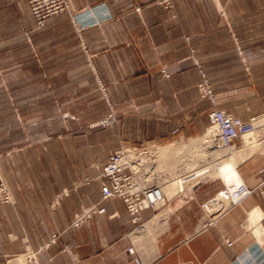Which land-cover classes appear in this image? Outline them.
Instances as JSON below:
<instances>
[{
  "label": "crops",
  "instance_id": "1",
  "mask_svg": "<svg viewBox=\"0 0 264 264\" xmlns=\"http://www.w3.org/2000/svg\"><path fill=\"white\" fill-rule=\"evenodd\" d=\"M70 4L73 16L38 27L27 0H0V171L12 195L0 204V264H140L126 253L131 241L144 264H264V135L237 164L254 191L201 230L200 203L221 178L173 197L167 223L139 241L123 201L100 193L101 167L120 143H171L208 128L200 69L216 107L242 120L264 112V0ZM111 111L115 124H100ZM97 126L99 141L116 144L99 168ZM95 204L105 211L71 225Z\"/></svg>",
  "mask_w": 264,
  "mask_h": 264
},
{
  "label": "built area",
  "instance_id": "2",
  "mask_svg": "<svg viewBox=\"0 0 264 264\" xmlns=\"http://www.w3.org/2000/svg\"><path fill=\"white\" fill-rule=\"evenodd\" d=\"M165 6H171V0H157ZM31 14L33 15L38 27L45 24L49 16L58 13H67L73 16L70 0H27ZM160 72L167 76L165 68L162 67ZM200 79L197 82V90L202 97L207 98L212 107L208 112L209 128L213 129L211 139L205 143V149H213L219 147H233L235 142L245 135L253 133L259 127V114L251 116L247 120L234 116L224 109L218 108L215 105L216 94L204 70L200 69ZM112 115V114H111ZM110 115V116H111ZM109 117L104 119V122L109 121ZM264 143V141H263ZM159 143H142V144H126L120 143L119 146L110 153L105 163L101 167V185L100 193L101 199L112 197L120 198L125 209L129 215L134 229L141 228L145 222L142 221L140 210L144 206L152 209V216L159 210V208L167 209L173 197L179 196L185 198L188 194H193L196 184H191V180L197 175L195 169L201 167L202 164L196 163L193 168L189 170H180L188 168V164L192 160L189 156L184 157V162L176 163L179 170L175 175L169 176L171 180L175 181V192L169 195L164 191V184L167 179L161 178L163 173L158 176V173L164 171L163 164L157 149L153 147ZM152 147V148H150ZM171 158V156H169ZM219 161L221 157L217 158ZM218 161V162H219ZM199 165V166H198ZM171 165L170 168H174ZM254 191L253 188L247 186L242 181L236 185H228L226 183L218 189L209 198L200 203L202 213L200 215L196 229L201 230L211 224L223 213L230 208L239 205L247 196ZM193 198V197H191ZM12 201L11 192L3 178L0 171V204L10 203ZM104 206L91 205L87 206L82 213L77 215L71 222L73 227L80 226L87 220L94 212H104ZM168 216L163 218V222L167 223ZM164 224V226H165ZM163 226V227H164ZM227 244L231 241L226 240ZM126 253L133 255L136 263L144 264L141 255L138 252L136 244L131 241L126 248Z\"/></svg>",
  "mask_w": 264,
  "mask_h": 264
},
{
  "label": "bare ground",
  "instance_id": "3",
  "mask_svg": "<svg viewBox=\"0 0 264 264\" xmlns=\"http://www.w3.org/2000/svg\"><path fill=\"white\" fill-rule=\"evenodd\" d=\"M260 121H262V117H259L258 122H260ZM213 134H214L213 129L209 128L207 132H205L201 136L194 137V138L190 139L189 142H175V143L170 144V145L156 146L154 149L160 148L157 151L160 159H161V157H162V159L164 158L165 161L171 159V158H169V156H164V154L168 155V153H169L170 156L173 155V158H174L173 160H175V157H176L175 153L179 152L180 149L181 150L182 149L184 150L185 148L191 149L193 147L194 148L196 147V149H197V147H199V143L201 141L204 142V141H207L208 139H211ZM251 134L252 133L244 136V144L241 147H239V148L228 147L229 149H231V151L229 153H225V154L223 152V149H226V148H224V147H223V149L222 148H213L212 150H205L202 147L204 145H202L201 149H200V154L208 157L210 160H208L205 165H201V167L195 169L194 172L197 174L196 176L203 175V174L208 175L211 173H217L218 177H220L222 179L223 183H226L228 185H236L237 183L242 182L243 179H241V176L237 170V164L240 161H242V159L245 157L246 154H248V153H246L248 150H253L255 148L254 147L255 143H257L256 138L258 136H257V134L255 136V132L252 135ZM256 145H258V144H256ZM177 149H179V150H177ZM162 154H163V156H162ZM218 157L219 158L222 157V159L219 162H214V164H213V162H211L212 159L213 158L217 159ZM162 159H161V161H162ZM176 161H178V160L176 159L174 162L176 163ZM165 166L166 167L168 166L170 168L169 163H168V165L166 164ZM171 173L173 175L174 172H171ZM169 176H171V175H169ZM171 178H173V177H171ZM171 178H168L166 180L168 182L164 186V191L167 192L169 195L173 194L176 190L175 189L176 183H175V181L171 180ZM167 209H168V207H167ZM169 210L170 209H168V211ZM165 213H166V211L164 212V209H160L157 213H155L150 218V221H148L144 224V229L139 230V233L137 235L135 234V237L140 238L141 236L150 233L152 231V228L156 224L163 222V218L167 215Z\"/></svg>",
  "mask_w": 264,
  "mask_h": 264
},
{
  "label": "rangeland",
  "instance_id": "4",
  "mask_svg": "<svg viewBox=\"0 0 264 264\" xmlns=\"http://www.w3.org/2000/svg\"><path fill=\"white\" fill-rule=\"evenodd\" d=\"M210 82V81H209ZM103 88V87H102ZM104 89V88H103ZM112 114V115H111ZM118 114V111L117 112H115V111H111L110 112V114H108V116L107 117H109L110 115V118H109V121L108 122H104V119L105 118H103L102 120H100L99 122H100V124H102V125H108V126H106V127H111V126H113L114 124H115V122H116V115ZM62 115H63V120H64V122H66V120H68L69 118H71L72 117V115L71 114H69V112H67V111H64V112H62ZM259 116L260 117H262V121H260V122H258V125H259V127H258V129L256 130V131H254L255 132V136H256V134H257V140H258V138L259 137H261V136H263L264 135V112H262V113H260L259 114ZM106 117V118H107ZM263 123V124H262ZM79 130L81 129V128H78ZM91 130H92V127H91ZM96 133H95V135H96V143H95V145H94V147H96L95 148V154H96V162L95 163H92L91 165H92V167H96V168H99L100 166H101V162H102V159H103V157L108 153V151L110 150V149H114L115 148V146H116V144L114 143V142H112L111 144H109V143H104V142H101V141H99V140H101V138H103V135H104V131H103V127H101V126H97L96 127V131H95ZM205 132H207V131H204L203 133H200V134H198V135H196V136H193V137H190V138H187V139H183V138H179V139H176L175 141H172L171 143H165V144H162V143H159V144H156L153 148H155L156 146H161V145H170V144H173V143H175V142H178V141H180V142H189V140L190 139H192V138H194V137H198V136H201L202 134H204ZM253 132V133H254ZM65 134H67V133H69V130H67V131H65L64 132ZM252 133V134H253ZM251 134V135H252ZM238 141H240V143L243 141V144H244V136L242 137V138H240V139H238ZM238 141H236V143L234 144V146L237 144V142ZM207 141H201L200 143H199V147H197V149H196V147L194 148H191V149H188V148H185L184 150L182 149H177V150H179V152H177V153H175L176 154V157H175V160L177 159L178 161H176V163H179L180 162V155H181V163L182 162H184V156L186 155V157H188L189 155V157L192 159L191 161H190V163H187L188 164V168L186 169V168H184V166H183V168H182V170H189L190 168H193V166L196 164V163H199V164H202V165H205L206 164V162L208 161V160H210L208 157H206V156H203V155H201L200 154V149H201V146L202 145H204V146H202L203 147V149H205V143H206ZM257 142V141H256ZM255 143V142H254ZM242 144V145H243ZM85 145V149H87V147L88 146H86V144H84ZM241 145V146H242ZM198 146V145H197ZM232 147V148H239V147ZM240 146V147H241ZM82 147V146H81ZM93 148V145L92 146H90V148ZM150 148H152V147H150ZM219 148H222L223 149V147H219ZM225 148V147H224ZM260 148V147H259ZM158 149H160V148H158ZM158 149H157V151H158ZM261 149L263 150L264 149V145H263V143H261ZM206 150V149H205ZM209 150H211V149H209ZM169 151V150H168ZM226 151V152H225ZM231 151V149H229V148H226V149H223V152H224V154L225 153H229ZM184 152V153H183ZM162 156H163V154H162ZM164 156H170V154L168 153V155L167 154H164ZM196 157V158H195ZM161 159H162V157H161ZM161 159H160V162H162V164H163V166H161V167H163L162 169H164V171H161V172H159L158 173V176L159 175H161L162 173H163V176H161V178H165V179H167V178H169V175H172V173L171 172H178L179 170H175L174 168H169L168 166V168L165 166L166 164L168 165V163H169V165L171 166V165H176V163L174 162L175 160H173L174 158H173V155H171V159H169V160H167V161H165L164 160V158L162 159V161H161ZM221 159H222V157H221ZM219 161V159H216V158H213L212 159V161L211 162H213V164H214V162H218ZM167 162V163H166ZM183 164V163H182ZM184 165V164H183ZM194 169V168H193ZM181 170V169H180ZM169 172V173H168ZM173 173V175H175ZM198 176H200V177H197V176H195V178H193L192 180H191V184H196V185H198V184H200V183H202V182H204V181H206V180H215V181H218L219 180V178L220 177H218V174L217 173H211V174H208V175H206V174H203V175H198ZM160 177V176H159ZM4 178V177H3ZM87 179V178H86ZM5 180V179H4ZM88 180V179H87ZM222 180V179H221ZM82 181V180H81ZM84 181V180H83ZM223 183V182H222ZM165 184H167V182H165ZM164 184V185H165ZM224 184V183H223ZM191 197H193V194H188L185 198H187V199H189V198H191ZM160 209H162V208H159V210ZM168 209H170L169 211H168ZM168 209H164V212L166 211V213L165 214H167V216H169V214L170 213H172L173 212V207H171L170 205L168 206ZM158 210V211H159ZM174 210H176V208H174ZM157 211V212H158ZM157 212H155V213H157ZM168 212V213H167ZM157 218V217H156ZM148 221H150V219L148 220ZM148 221H146V222H148ZM145 222V223H146ZM159 227H163V226H159ZM155 228V227H154ZM141 229H144V225L141 227V228H138V229H136L135 231H134V235L136 234H138L139 233V230H141ZM156 230L157 231H159V228H156ZM154 231L155 233H157V231ZM135 239H137L138 241H139V238H137V237H135ZM149 240V242H151L152 240H150V239H148ZM147 241V240H146ZM143 242V241H142Z\"/></svg>",
  "mask_w": 264,
  "mask_h": 264
}]
</instances>
